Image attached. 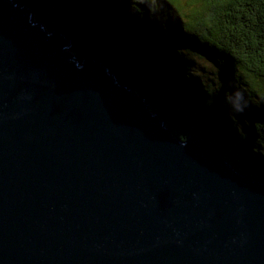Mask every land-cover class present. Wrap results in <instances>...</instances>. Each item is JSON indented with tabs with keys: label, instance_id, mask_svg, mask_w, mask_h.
Listing matches in <instances>:
<instances>
[{
	"label": "water",
	"instance_id": "obj_1",
	"mask_svg": "<svg viewBox=\"0 0 264 264\" xmlns=\"http://www.w3.org/2000/svg\"><path fill=\"white\" fill-rule=\"evenodd\" d=\"M0 0V264H264V181Z\"/></svg>",
	"mask_w": 264,
	"mask_h": 264
},
{
	"label": "trees",
	"instance_id": "obj_2",
	"mask_svg": "<svg viewBox=\"0 0 264 264\" xmlns=\"http://www.w3.org/2000/svg\"><path fill=\"white\" fill-rule=\"evenodd\" d=\"M138 87L180 140L198 134L264 181V0H15Z\"/></svg>",
	"mask_w": 264,
	"mask_h": 264
}]
</instances>
